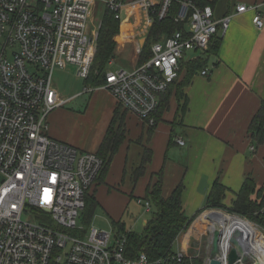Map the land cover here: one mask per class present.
<instances>
[{
    "label": "built area",
    "instance_id": "obj_1",
    "mask_svg": "<svg viewBox=\"0 0 264 264\" xmlns=\"http://www.w3.org/2000/svg\"><path fill=\"white\" fill-rule=\"evenodd\" d=\"M99 3L120 21L128 9L139 11V23L143 15L142 31L129 34L138 54L145 45L139 37H147L155 21L173 15L183 23V29L153 42L152 56L144 63L106 72L102 86L124 109L151 124L185 56L206 53L231 22L229 15L219 18L213 5L197 0H0V264H192L185 262L183 252L159 259L145 252L128 257L125 234L79 225L86 193L105 161L96 152L50 137L48 116L69 101L54 86L57 68L73 64L78 76L85 81L90 77L100 28L92 16ZM249 8L242 4L237 12ZM253 21L264 27L259 12ZM200 72L206 75L208 70ZM95 88L88 84L81 94ZM177 141L185 145L183 139ZM152 206L145 200L147 211ZM232 216L253 225L260 235L247 236L236 227L225 235L216 223L221 231L217 258L228 264L235 247L231 239L239 231L242 252L234 264H264V228L239 214Z\"/></svg>",
    "mask_w": 264,
    "mask_h": 264
},
{
    "label": "crops",
    "instance_id": "obj_2",
    "mask_svg": "<svg viewBox=\"0 0 264 264\" xmlns=\"http://www.w3.org/2000/svg\"><path fill=\"white\" fill-rule=\"evenodd\" d=\"M207 1L213 5L217 17H231L230 26L219 35L217 51L208 57L204 67L208 73L201 74L203 69L195 73L183 87L181 98L175 88L164 94L153 115L154 124L124 109L102 85L89 93L88 100L82 99L71 108L57 107L48 116L50 137L79 150L97 153L117 109L121 111L119 117L125 114L126 136L90 192L99 203V213L112 219L115 226L120 221L126 230L141 232L127 225L130 214L134 221L146 210L145 206L142 210L134 208L138 199L147 200L151 186L157 181L161 182L165 197L182 183L183 210L192 221L179 237L181 253L186 240L184 234L208 211V195L216 180L226 187L223 200L226 206L233 204L249 176L258 189L264 188V144L257 146L248 131L264 101V27L258 28L253 21L257 12L264 19V0ZM242 4L251 8L237 12ZM141 24L136 18L127 30H121L120 26L114 38L115 57L109 65L118 62L116 57L127 44L131 45L130 67L121 69L139 65L140 54L129 34L142 31ZM146 39L145 36L141 41ZM206 55L198 52L195 57ZM193 58L185 57L183 63ZM184 71L183 68L181 73ZM81 93L67 97L68 102L85 94ZM179 138L185 145L178 143ZM146 149L152 150V159L136 179L135 171ZM151 209L154 211L153 206ZM150 217L143 220V228ZM118 231L122 233L119 228ZM196 233L197 230L191 232L189 239L196 237Z\"/></svg>",
    "mask_w": 264,
    "mask_h": 264
},
{
    "label": "trees",
    "instance_id": "obj_3",
    "mask_svg": "<svg viewBox=\"0 0 264 264\" xmlns=\"http://www.w3.org/2000/svg\"><path fill=\"white\" fill-rule=\"evenodd\" d=\"M197 1L201 5L211 4L207 0ZM120 26L121 21L115 17V14L106 10L101 28L99 29L97 52L90 77L86 80V84L99 86L106 83V69L110 61L115 57L116 42L114 37L120 32ZM180 29H183V23L177 22L173 15L163 21H155L148 34L143 51L140 54L139 64L144 63L152 56L151 45L153 42L159 40L163 35H170ZM220 42L221 38L219 36L215 37L205 57L198 56L184 63L182 62L178 79L170 85L169 89L161 97L164 94L172 92L174 88L178 96L180 98L183 97V87L188 84L190 78L195 73L204 69L208 57L217 51ZM183 68L186 71L181 73ZM120 112V109H117L113 122L97 152L105 161L101 176L107 170L110 161L126 136L125 114L123 113L119 117ZM248 131L252 141L257 146L264 144V101L252 118ZM151 159L152 150L146 149L141 165L135 171L136 179L144 173ZM183 189L184 185L180 183L169 197H165L162 194L160 181H157V183L151 186L147 200L152 203L154 211L141 232L126 230L124 223L120 221L116 222L120 232L127 237L126 253L128 257L135 258L141 252L147 253L151 259L166 258L176 254L173 248L174 243L188 229L192 221L185 215L183 210ZM225 195L226 187L219 180H216L208 195L206 209H224L229 213L239 214L256 221L264 228V188L258 189L254 179L250 176L246 178L231 206H226L223 203ZM254 195H256V198H253ZM98 205L99 203L93 193L88 191L86 193V206L80 216L84 227H90L92 216ZM196 230L198 231L197 228ZM193 259L194 264H205L206 257L203 255H195ZM184 260L185 262H191L189 258H185ZM166 264L183 263L170 260Z\"/></svg>",
    "mask_w": 264,
    "mask_h": 264
},
{
    "label": "rangeland",
    "instance_id": "obj_4",
    "mask_svg": "<svg viewBox=\"0 0 264 264\" xmlns=\"http://www.w3.org/2000/svg\"><path fill=\"white\" fill-rule=\"evenodd\" d=\"M96 9L97 8H95L94 11H96ZM105 12L106 11L104 10L103 5L101 3H99L98 10L96 12H94V14L92 16V20L94 22H96V25L99 26L100 28H101V24L103 22ZM133 14H134V16L135 15L140 16L139 11L135 12V13H133V11L129 10V9L124 11L123 17L121 20V23H122L121 24V30L125 31L128 29V27L132 26V23H134V21L136 19V16L134 18L132 17L133 19L131 18V16ZM143 21H144V18L142 15V17H141L142 24H143ZM93 26H94V23L92 24V27ZM141 27H143V25H141ZM137 30L138 29H136V31ZM144 37L145 36L142 35L139 38L143 39ZM147 38H148V36H147ZM146 40H145V43H146ZM130 48H131V45L127 44L126 49L119 55V57L118 56L116 57V58H118V60H117L118 62H116L114 65H108L106 70L107 71H118L119 69H121L123 67L129 68L130 67V61L129 60L131 57ZM195 56H197V53L190 52L185 57H186V59H189V58H193ZM54 86L55 87L57 86L56 88L58 89V91L60 92L62 97L67 98V97L73 96L74 94L82 92L83 89L86 86H88V84H86V81L82 77L77 75L76 66L73 64H69L65 68H57L54 71ZM89 93L90 92H87L83 96L76 97L77 99H75L72 102H68L66 105H63V107L64 108H71V107L76 106L79 103V101H81L82 99L88 100L89 95H90ZM93 187H92V189H93ZM254 196H255L254 198H256V195H254ZM136 203H137V201H136ZM144 206H145V200H143L142 203L134 204V208H136V209L142 210L144 208ZM214 209L221 211V212L223 211L224 213H227L230 215H233V213H229L226 210L220 209V208H212V209H208V211H211ZM98 210L99 209L95 210V213L93 214L91 222H90V226L97 227V228L102 229V230L111 231V233L113 235L117 234L119 231H118L117 226H115V224L113 223L112 219H110L109 217H107L103 214H100ZM263 211H264V208H263ZM152 212H153V209H150L149 211L145 210L142 212V215L134 221L132 220V218H131L132 215L130 214L127 217V225L132 226V228L136 229V230H143V226H142L143 220L145 218H148L149 216H151ZM208 213L209 212H207L205 214H208ZM198 220L199 219H197L195 222H197ZM253 222H256V221H253ZM79 225H83L81 219H79ZM204 226H207V227L205 229H202V227H204ZM196 228L198 229V233H196V237H198V238L193 237L192 239H189V234H191V232H193L192 230L185 233L184 235H186V237H185L186 240L184 241V246H183L184 249L182 250L184 255L186 256V258H189L192 264H194L193 263V260H194L193 257L196 254L200 253L199 254L200 256L203 255L205 257H207L211 254V246L209 245V239L212 235L211 229L214 228V221L212 219H210L209 222L206 220L203 222V224L202 223L198 224ZM180 242H181V239L178 238L174 243L173 248H174V251L177 253L179 252Z\"/></svg>",
    "mask_w": 264,
    "mask_h": 264
},
{
    "label": "bare ground",
    "instance_id": "obj_5",
    "mask_svg": "<svg viewBox=\"0 0 264 264\" xmlns=\"http://www.w3.org/2000/svg\"><path fill=\"white\" fill-rule=\"evenodd\" d=\"M212 219L214 221V228L211 230L213 231L215 229V224H220V227L222 228V231L225 232V235L230 234L231 230H233V227L235 228H241L243 231L246 232L247 236L248 234H251L252 236L258 237L260 233L255 229V227L247 222L241 221L238 217L232 216L230 214L222 212H209L208 214H203L199 221L195 222L192 226V231H196V227L198 224H203L204 221H208ZM202 229H205L202 227ZM240 230V229H239ZM254 238V237H253Z\"/></svg>",
    "mask_w": 264,
    "mask_h": 264
},
{
    "label": "water",
    "instance_id": "obj_6",
    "mask_svg": "<svg viewBox=\"0 0 264 264\" xmlns=\"http://www.w3.org/2000/svg\"><path fill=\"white\" fill-rule=\"evenodd\" d=\"M207 212H221V211H218V210H211V211H206L205 213ZM204 213V214H205ZM212 246H211V258L209 260V263L208 264H222V262L217 258V255H218V252H219V241H220V236H221V231L217 228H215L213 231H212ZM240 235V232L239 231H235L234 232V235L231 239L232 243L235 245L234 248L231 249L230 253H229V256H228V264H234L236 262V260L238 259L239 255L238 253L239 252H242V248L241 246L238 244V241H237V236Z\"/></svg>",
    "mask_w": 264,
    "mask_h": 264
}]
</instances>
